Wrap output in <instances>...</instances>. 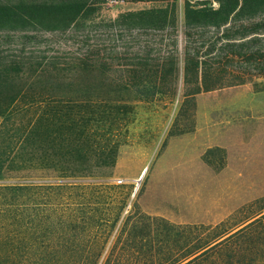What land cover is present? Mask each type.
<instances>
[{"label": "trees", "instance_id": "1", "mask_svg": "<svg viewBox=\"0 0 264 264\" xmlns=\"http://www.w3.org/2000/svg\"><path fill=\"white\" fill-rule=\"evenodd\" d=\"M101 1L0 0V134L3 135L0 173L37 166L39 143L43 141L46 147L42 156L47 161L53 160L58 179L110 174L107 165L113 164L114 153L88 148L90 143L103 138V132L92 129L84 117L88 103L83 97L72 101L61 93L74 80L82 84L85 72H104L105 66L121 65L112 62L114 53L121 52L113 47L112 33L109 37L112 46L106 48L105 61L99 58L88 61L87 18L91 20L96 3ZM155 1L159 3L119 12L110 19L123 28L160 32V38L142 41L134 51L130 68L126 69L130 74L127 79L141 86L138 90L141 97L148 99L156 93L173 95L178 83L176 0ZM181 25L182 99L169 128L173 134L191 129L197 92L242 83L251 80L253 75L264 74V0H215V4L211 0H183ZM39 33L54 36V41L70 54L64 59L56 54L39 55L36 60L20 56L24 43ZM162 37L168 38L166 42L161 43ZM5 41L19 45L18 52H3L1 43ZM93 47L99 54V43L95 42ZM115 135L111 129L104 139L114 140ZM32 176L16 172L14 180L0 181V264H128L114 261L115 255L110 262L112 246L102 259L105 240L123 204L113 214L95 216L92 239L101 235V225L108 223L110 227L103 244H68L62 228L68 226L82 231L91 219L85 210L97 207L85 206L81 200L57 201L61 214L55 217L56 221L49 214L41 218L38 209H51L55 202L39 201L38 190L57 188L72 192L83 184L56 180L54 186H43ZM75 193L81 194V191ZM253 216L217 241L225 233L179 254L169 251L162 264H264V212ZM52 237L64 242L54 244ZM217 248L223 249L208 258V253ZM117 252L139 253L136 249ZM140 253L145 258L140 264H154L150 260L155 256L151 249Z\"/></svg>", "mask_w": 264, "mask_h": 264}, {"label": "rangeland", "instance_id": "2", "mask_svg": "<svg viewBox=\"0 0 264 264\" xmlns=\"http://www.w3.org/2000/svg\"><path fill=\"white\" fill-rule=\"evenodd\" d=\"M211 1L215 4V0ZM158 3L155 0L97 2L91 20L87 18L88 61L97 58L105 61L106 48L112 46L109 38L112 33L113 47L121 50L114 53L112 62L121 65L105 66L104 72H85L82 84L74 80L61 91L72 101L83 97L88 103L84 117L92 129L103 132V138L90 143L88 148L114 153L113 164L107 165L110 174L58 179L53 160L47 161L42 156L43 147H46L43 141L39 143L37 166L6 169L0 173V181L14 180L13 174L20 172L32 174L43 186H54L56 180L83 184L72 192L57 188L37 189L39 201L55 202L51 209H38L41 218L49 214L53 222L61 214L57 201L75 203L81 200L85 206L97 207L85 210L91 219L82 231L68 226L62 228L67 238L64 241L68 244H103L110 227L104 223L99 227L101 235L92 239L93 220L98 214L106 217L115 213L123 204L104 243L102 259L108 249L114 247L110 262L115 255L114 261L140 264L145 260L140 251L145 253L149 248L157 257L152 255L150 260L162 264L169 251L179 254L225 233L217 241L242 225L248 217L264 212V74L253 75L251 80L242 83L197 92L191 129L169 133L182 99L183 0L175 1L178 83L173 95L156 93L150 99L142 98L138 91L141 86L132 83L133 79H127L130 74L126 69L135 59L134 51L143 40L160 38V32L123 28L110 20L119 12ZM49 39L51 41L47 42ZM166 39L164 37L161 43ZM54 40V36L39 33L24 43L20 56L36 60L39 55L56 54L59 59L66 58L70 53ZM95 42L99 43V54L94 51ZM1 44L6 54L17 53L20 48L9 41ZM39 104L41 108L43 103ZM111 129L116 133V139H104ZM2 141L0 134V144ZM79 191L81 194L75 193ZM127 217L128 221H124ZM64 241L53 239L54 244ZM119 249H136L139 253L125 255L117 252ZM222 249L211 250L208 258L216 256Z\"/></svg>", "mask_w": 264, "mask_h": 264}]
</instances>
